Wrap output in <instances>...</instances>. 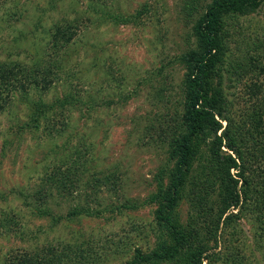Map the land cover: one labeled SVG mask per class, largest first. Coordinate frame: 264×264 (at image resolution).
Wrapping results in <instances>:
<instances>
[{"label": "rangeland", "instance_id": "1", "mask_svg": "<svg viewBox=\"0 0 264 264\" xmlns=\"http://www.w3.org/2000/svg\"><path fill=\"white\" fill-rule=\"evenodd\" d=\"M212 1L0 0V264H28V255L37 264H126L140 254V264H192L194 257L235 264L228 254L237 248L240 264H264L257 241L264 210L222 200L232 191L243 196V160L258 169L263 114L242 100L244 84L231 73L264 58V0L221 18L223 75L211 79L219 82L222 115L235 114L233 146L220 148L208 136L190 171L209 160L207 175H227L229 165L240 180L217 185L202 201L190 186L173 189L176 232L156 213V195L175 166L166 121L184 112L180 59L200 48L197 21ZM37 103L49 108L38 115ZM80 152L90 165L85 176L70 174L64 192L42 190L48 173ZM247 174L253 193L264 172ZM76 205L91 208L71 214ZM170 247L172 256L148 258Z\"/></svg>", "mask_w": 264, "mask_h": 264}, {"label": "trees", "instance_id": "2", "mask_svg": "<svg viewBox=\"0 0 264 264\" xmlns=\"http://www.w3.org/2000/svg\"><path fill=\"white\" fill-rule=\"evenodd\" d=\"M258 2L259 0H213L206 7L205 13L197 21L195 30L200 39V48L188 50V52H186L187 55H184L182 59H180L181 63L184 62V67L186 68V76L184 79V98L182 100L184 112L179 116V120L176 121L171 117V121H166V123H168V127L165 128L167 131L164 134L173 140L170 154L175 166L169 170L170 181L167 186L161 185L158 191L159 193L156 195L159 202V206L156 211L157 217L170 225L171 228L176 226L173 225L172 222L174 220L173 210L178 199V197L169 196L171 195L170 192L173 189H176L177 191L181 188L190 186V190L194 193L195 197H198L201 200L203 197L208 198L217 185L227 189L230 187V180H233L236 183L240 180L235 178L232 173L230 174L229 165H223L222 167L226 168L228 173L227 175L222 176L221 172L216 176L213 175V177L211 176L212 174L207 175L208 172H212L210 169L211 161L209 160H207V162L201 167L202 169L196 173H190V171L196 155L201 153L203 147L202 144L206 143L208 136L213 135L214 140L218 141L216 143L220 148L223 146L226 147L227 144L229 146H233L232 126L235 114H232L231 112L225 116L222 115L221 110L218 109L219 96L216 92L218 89L216 90L215 87V85L219 87V82H215L213 85L211 79L212 77L214 78L215 74L218 72H222L219 64L223 59L225 45L223 43L224 36H222L220 27L221 18L228 12L242 11L249 7H254L258 4ZM251 67L248 68L246 65L243 66L238 64V67L235 69V73H230L237 77L236 80L238 82H243L244 84L245 90L244 98L242 97V100L252 101L254 107L256 109L260 108V111L263 114L261 122L263 130L256 133L258 140L254 143L255 147L260 146L256 149L258 151L256 159L254 160V163L258 165V169H253L251 167L252 164H245L246 162L252 160H243L244 164L242 165V169L244 170V175L241 177L243 196H240L238 191H232L222 200L228 205L239 204L240 202L247 203L250 201V205H253L258 210H264V178L262 179L259 174L256 175V184L254 185L255 192L252 193L251 187L253 182L249 179V174L245 175V171L264 172V167L259 166V163L264 164V58L262 54L253 56L251 60ZM258 68L260 73H263L262 75H260V73H252V71L254 72ZM251 73L252 75H250ZM221 75L223 74L221 73ZM48 83L50 82L48 81ZM73 99H70L69 101L73 103ZM61 103L63 104L64 102L61 101ZM35 106L38 115L45 111L46 108H49L43 103H41V105L37 103ZM219 116H223L226 122H229L224 129H222V121L217 119ZM36 119L37 117H34V120ZM170 126L171 129H169ZM62 131L63 130H60L61 134ZM84 161L85 159L82 157V153L80 152V157L73 161L70 165L66 167H64V165L56 166V168L52 169L46 176L45 181L47 182V185H45V182L42 186V190L45 188L48 189L57 187L59 190L64 192L66 183L70 179V174L74 177L85 176L84 174L80 175V173L86 172L90 165L88 162L85 165L83 163ZM234 164L238 166L235 161ZM220 175L221 180L220 184H218ZM92 181L94 184H97L101 182V179L98 177L94 178ZM233 194L234 196H230ZM95 198L99 201L98 197ZM260 202L261 204H259ZM89 208L85 207L82 209L76 205L71 210V214L74 213L75 215L83 213ZM104 210L110 212L107 208ZM258 217L261 218H259V220H262L260 226H263L260 228L261 232L258 235L259 238L257 239V241L259 240L261 251L264 249L263 212L262 214L260 213ZM172 230L176 232L175 227ZM174 248L175 247H170L165 252L156 251L148 258L153 260L159 257H170L174 254ZM241 253L242 251L237 248L234 253L228 254V258L234 260L235 264H240V262H244V258L239 257V254ZM143 256H141V254L138 256L136 255L126 264H140L144 261L145 257ZM24 260H26L28 264H37L36 259L29 255L27 258H24ZM50 261L56 262L55 260ZM199 262L200 260L194 257L192 264H201ZM5 264H9V262H6Z\"/></svg>", "mask_w": 264, "mask_h": 264}]
</instances>
